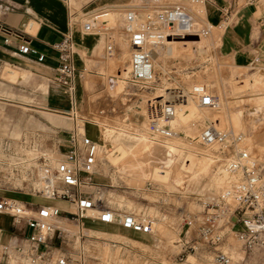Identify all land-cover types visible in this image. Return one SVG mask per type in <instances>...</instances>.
<instances>
[{
    "label": "rangeland",
    "instance_id": "374dc122",
    "mask_svg": "<svg viewBox=\"0 0 264 264\" xmlns=\"http://www.w3.org/2000/svg\"><path fill=\"white\" fill-rule=\"evenodd\" d=\"M175 6L191 16L194 29L200 32L199 37L152 48L158 77L156 91L125 84L110 91L107 77L123 72L129 64V36L124 31L127 12L136 11L139 22H146L148 14L155 16ZM72 11L78 12L79 7L72 4ZM112 14L115 16L113 22L101 18L96 22V26H101L99 30L80 31L74 36L76 42L89 47L86 70L84 66L79 69L76 81V108L80 118L95 124L85 126L84 131L100 146L92 181L104 188L105 200L111 208L119 212H143L158 223L152 236L133 235L124 230L120 235L116 227L103 225L86 227L84 233L93 238L96 246L103 240L130 243L136 253L121 258L122 264H144L142 256L145 253L159 261L167 258L170 262L180 252L179 242L185 229L180 222L182 216L201 210L197 200L213 199L222 182L213 172L207 151L190 140L214 123L220 128H233L243 133L249 150L257 155L264 153V64L242 66L236 63V54L224 46L223 28L208 21L203 0H131ZM105 19L107 23L102 25ZM79 20L83 23L87 18ZM111 43L114 44L112 56L108 53ZM7 69L21 71L23 79L12 82ZM50 70L41 73L8 65L0 68V135L35 134L41 149H50L54 158L60 160L68 133L75 124L66 112L68 103L63 92L53 87V69ZM176 87L185 94L194 88L206 90L219 108L203 109L198 107V99L189 101L170 119L179 136L155 141L145 122L147 100L161 94V90ZM52 93L61 104L56 111L47 103ZM204 112L211 117L205 119ZM78 125L82 126V122L78 121ZM49 126L55 127V145L49 144V132L52 133ZM148 182L152 183L151 187ZM1 193L14 195L0 190ZM66 209L73 210L68 204ZM121 236L133 239L129 241ZM2 246L0 244V250ZM241 246V242L231 237L216 249L199 251L181 264H215L216 250L239 257ZM101 254L111 261L119 260L115 250L106 248ZM247 264H264V249H254Z\"/></svg>",
    "mask_w": 264,
    "mask_h": 264
},
{
    "label": "built area",
    "instance_id": "2783aa9c",
    "mask_svg": "<svg viewBox=\"0 0 264 264\" xmlns=\"http://www.w3.org/2000/svg\"><path fill=\"white\" fill-rule=\"evenodd\" d=\"M259 1L247 0L251 5ZM110 14L78 16L73 12L72 23L81 24L83 32H92L101 28L96 26L97 20L102 16L108 18ZM138 15L134 10L126 14L124 31L129 36V64L123 72L107 77L110 91L122 84L156 91L158 77L152 48L199 37L200 32L194 29L191 16L179 6L155 16L148 14L146 22H139ZM228 15L226 11L224 16ZM81 17L87 21L81 23ZM223 21L222 26L227 19ZM106 23L102 21L101 24ZM0 31L8 36L12 34L7 28L0 27ZM52 49L57 62L52 84L67 99L66 112L75 127L68 133L60 160L54 158L50 149H41L35 134L0 135V190L32 198L29 202L0 195V213L10 216L15 228L27 230L26 234L13 237L1 247L0 264H122L121 258L135 254V248L125 241L110 240L98 242L96 246L93 238L84 233L86 227H118L131 234L152 236L158 222L143 212H119L111 208L105 200L104 188L93 183L100 146L84 131L87 123L95 124L80 118L76 108V81L80 74L74 64L76 53L71 34L63 35ZM18 52L34 57L38 64L46 60L44 54L28 43L20 45ZM113 52L114 44L111 43L108 53L112 56ZM259 65H262L260 59H256L253 66ZM161 91L146 103L147 131L155 141L179 136L170 119L189 101L198 99L199 108H214V98L206 90L193 89L185 94L176 87ZM49 137V144L55 145L54 128ZM190 143L207 151L214 174L222 180L220 190L211 200H197L201 210L182 216L180 222L185 229L179 242L180 252L174 259L159 261L145 253L142 256L144 264H181L197 254L202 246L216 249L231 237L241 242V255L234 257L216 250L214 263L247 264L254 249H264V153L257 155L249 150L243 133L233 128H220L214 123L201 130ZM147 184L148 187L152 185L151 182ZM39 200L48 203L40 204ZM57 202L67 203L73 210L58 207ZM106 248L115 250L119 260L104 258L101 253Z\"/></svg>",
    "mask_w": 264,
    "mask_h": 264
},
{
    "label": "crops",
    "instance_id": "0c3cea01",
    "mask_svg": "<svg viewBox=\"0 0 264 264\" xmlns=\"http://www.w3.org/2000/svg\"><path fill=\"white\" fill-rule=\"evenodd\" d=\"M204 1L208 21L223 28L224 46L227 51L236 54V63L242 66L243 64L253 65L256 59H260V62L264 64V0L254 5L248 4L247 0ZM129 2L131 0H0V27L12 32L11 36H8L0 31V68L8 65L41 73L50 72L51 68L53 69L51 75L54 76L57 62L52 45L59 42L63 35L70 33L75 45V67L78 72L82 66L86 70L87 48L89 47L74 39L75 34L82 31V25L72 23V4L79 7V11L75 12L79 16L104 11L116 12V9ZM226 11L229 12L228 17L224 16ZM107 17L110 21H114V14L111 13ZM224 18L227 22L222 26ZM107 19L103 21L107 22ZM84 38L88 39V37ZM6 39L9 40L8 43L5 42ZM24 43H28L32 49L44 54L45 62L38 64L34 57L20 55L18 49ZM127 49L130 50L128 45ZM7 71L12 82L16 83L23 79L21 71L12 69H7ZM55 95L54 93L49 95L47 103L53 107L51 110L56 111L58 105L61 106V104L57 103L58 99ZM65 107L68 108L67 105ZM90 125L92 124H86V126ZM49 128L52 131L55 127L49 126ZM12 197L32 201L29 196L14 194ZM56 204L63 206L61 203ZM116 229V233L119 232L118 234L121 235L122 229L118 227ZM26 233V229L13 226L10 216L0 214V244L4 245L13 237ZM128 234L130 233L126 236H129ZM207 249L202 246L200 252H207ZM192 258L189 257L187 261Z\"/></svg>",
    "mask_w": 264,
    "mask_h": 264
},
{
    "label": "bare ground",
    "instance_id": "6f19581e",
    "mask_svg": "<svg viewBox=\"0 0 264 264\" xmlns=\"http://www.w3.org/2000/svg\"><path fill=\"white\" fill-rule=\"evenodd\" d=\"M195 89V88H194ZM197 90V89H196ZM204 91V90H203ZM213 97V96H212ZM214 98V97H213ZM214 108H219V105H218V103L214 100ZM204 114H205V119H209L211 116H210V114L208 113V112H204ZM139 115V114H138ZM136 116H137V114H136ZM139 117H141V116H139ZM212 117H214V116H212ZM138 118V117H137ZM137 118H136V120H137ZM216 121H218L217 119H215ZM138 121V120H137ZM141 121V120H140ZM57 203H61V204H63V206H58V207H61V208H64V209H66L67 208V203H63V202H57ZM0 214H3V213H0ZM3 215H5V214H3Z\"/></svg>",
    "mask_w": 264,
    "mask_h": 264
}]
</instances>
